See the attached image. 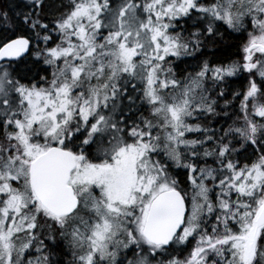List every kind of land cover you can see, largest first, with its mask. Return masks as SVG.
<instances>
[{"label":"snow or ice","instance_id":"1","mask_svg":"<svg viewBox=\"0 0 264 264\" xmlns=\"http://www.w3.org/2000/svg\"><path fill=\"white\" fill-rule=\"evenodd\" d=\"M0 264H264V0H0Z\"/></svg>","mask_w":264,"mask_h":264},{"label":"trees","instance_id":"2","mask_svg":"<svg viewBox=\"0 0 264 264\" xmlns=\"http://www.w3.org/2000/svg\"><path fill=\"white\" fill-rule=\"evenodd\" d=\"M236 43H237V41L234 38H227L225 40L224 45L221 46L222 51L218 54H220L222 56L231 55L232 53H234L236 51V49L234 47H229V46L234 45ZM237 87H238V85H237Z\"/></svg>","mask_w":264,"mask_h":264}]
</instances>
